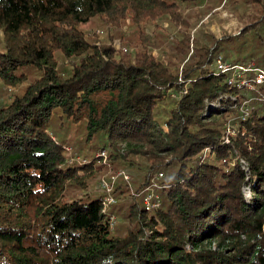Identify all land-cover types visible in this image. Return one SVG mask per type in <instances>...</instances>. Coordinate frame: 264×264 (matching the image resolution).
<instances>
[{"label": "trees", "instance_id": "obj_1", "mask_svg": "<svg viewBox=\"0 0 264 264\" xmlns=\"http://www.w3.org/2000/svg\"><path fill=\"white\" fill-rule=\"evenodd\" d=\"M176 2L0 0V80L19 85L26 69L40 72L22 95L0 105V264H264V99L249 104L244 119L238 110L258 92L264 96V85L237 87L213 67L218 54L264 67V7L238 35L198 29L179 76L148 53L116 60L78 28L94 17L115 22L127 14L138 23L169 15L187 32L193 24ZM240 2L262 7L261 0L229 5L235 10ZM55 51L70 60L67 74ZM231 115L238 132L227 140L219 118ZM56 119L81 122L87 144L102 134L100 150L125 142L170 160L155 155L135 180L137 197L126 181L118 184L116 203L103 213L102 195H67L104 164L95 165L93 155L68 162L65 140L49 131ZM145 187L158 197L151 210L143 204ZM118 191L129 195L120 200ZM109 213L122 216L123 234L109 229Z\"/></svg>", "mask_w": 264, "mask_h": 264}, {"label": "rangeland", "instance_id": "obj_2", "mask_svg": "<svg viewBox=\"0 0 264 264\" xmlns=\"http://www.w3.org/2000/svg\"><path fill=\"white\" fill-rule=\"evenodd\" d=\"M262 7H256L253 5H245L240 2L237 8L234 10L229 5V0H177L178 13L182 17L191 21L193 24L192 29L187 32L181 24H177L173 18L169 15L159 16L154 19H148L139 21L138 23L129 16L125 15L120 17L115 22H105L101 19L94 17L89 22L78 25V28L83 32L84 38L97 47H107L112 51V55L116 60L131 61L134 57H139L142 53H148L155 59L162 60L164 64L170 67L174 73L178 72V76L182 70L183 65L189 59L190 53L194 48L193 36L198 29L202 28V31L211 32L216 37H220L224 33L230 35H238L242 25L249 21L254 15H259L262 8L264 7V0H261ZM186 21V20H185ZM186 32L189 36V51L188 54L184 55L183 51L180 50L182 47V33ZM3 43V35L0 30V47ZM119 44V48L115 44ZM126 48L127 50H122ZM54 58L57 64L60 66V71L67 74L70 69L69 59H66L63 54L59 51L54 52ZM27 80L20 83L19 85H9L0 80V105H7L12 101L14 96H20L24 93L26 86L32 83L39 77L40 72L35 68H28ZM170 92V91H169ZM171 93V92H170ZM262 95V92H258L257 95L252 96L248 104L253 105L254 101H258V97ZM174 94L172 93V96ZM240 111V108L238 109ZM227 119H226V118ZM219 118L220 128L222 133L226 135L227 140H230L231 136H235L238 132V117L236 115L225 116ZM160 125L166 129L164 125V115H158ZM56 128L50 129V133L56 140L64 139L63 145L65 152L67 153L66 160L72 159V156H83L99 158L95 160V165L104 164L100 171L94 172L91 176L89 175L83 185H74L67 189V195H81L86 192L89 196H101L99 181L102 177L107 178L109 175L116 173V171L123 169L129 176L130 180L128 183L129 191L134 192L135 180H140V176L144 174L143 170L150 166L151 163L156 159L155 155L163 158L164 161L170 160L169 155L160 153L153 149L152 153H145L146 148L138 145H130L125 142H121L116 145V150L111 149L106 145L105 152L106 156L101 157L98 154L101 152L102 142L105 141L104 136L99 134L90 143H86V129L81 122L64 123L54 121ZM228 128V130H227ZM243 134V133H242ZM91 144H96L97 149L90 148ZM69 147V150L67 149ZM103 147V146H102ZM111 151L114 155L110 156ZM208 150L204 153L207 154ZM112 162V163H110ZM94 166L93 170H96ZM154 179V182H158L161 179ZM123 185L125 182L119 179L114 188L120 184ZM149 192H153L152 188H149ZM244 195L248 199L250 197L249 189L244 188ZM128 193L117 192V196L122 199H126ZM137 197L136 195H133ZM117 199V198H116ZM118 222L112 233L125 232L127 224L124 223L122 216L116 215ZM217 246L216 240L210 241V247L215 248Z\"/></svg>", "mask_w": 264, "mask_h": 264}, {"label": "built area", "instance_id": "obj_3", "mask_svg": "<svg viewBox=\"0 0 264 264\" xmlns=\"http://www.w3.org/2000/svg\"><path fill=\"white\" fill-rule=\"evenodd\" d=\"M225 1V0H224ZM115 46L119 48V44L116 43ZM122 50L126 51V48H123ZM213 67L221 72L222 74L226 75L227 82L233 85H236L237 87H243L248 90H256L258 91V87L264 85V67L258 66L254 61H248L246 63H232L228 59L224 58L222 54L216 55V57L213 60ZM252 97L245 99L242 104L240 105V112H241V118L247 117L249 113V104L247 101H250ZM258 99H264V96L260 95ZM228 130V128H227ZM226 137V135H225ZM227 138V137H226ZM69 150V147H67ZM101 157L106 156L105 150H101V152L98 154ZM79 156H72V159L68 160V162L71 161H79ZM160 176H163L162 173H156L154 175V179H159ZM121 179L123 181H126L129 183L130 176L129 174L123 170L120 169L116 171V173H113L112 175H109L107 178L102 177V179L99 181L100 190L102 192L101 196V210L103 213H108V211L113 207V205L116 203L117 199L113 194L114 184ZM153 185H157L156 182L153 181ZM149 188L151 187H145L143 192V204L146 210H151L152 208H155L159 205L158 197L154 192H149ZM134 195H139L140 193H132ZM155 198V200H152ZM118 222V218L115 213H109L108 214V226L111 231L114 230L116 223Z\"/></svg>", "mask_w": 264, "mask_h": 264}, {"label": "crops", "instance_id": "obj_4", "mask_svg": "<svg viewBox=\"0 0 264 264\" xmlns=\"http://www.w3.org/2000/svg\"><path fill=\"white\" fill-rule=\"evenodd\" d=\"M242 25V24H241Z\"/></svg>", "mask_w": 264, "mask_h": 264}]
</instances>
